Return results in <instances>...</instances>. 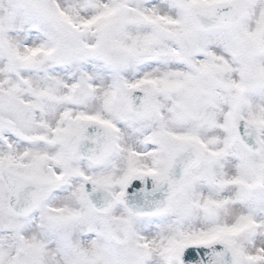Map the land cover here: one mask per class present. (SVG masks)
<instances>
[{
    "label": "snow or ice",
    "instance_id": "1",
    "mask_svg": "<svg viewBox=\"0 0 264 264\" xmlns=\"http://www.w3.org/2000/svg\"><path fill=\"white\" fill-rule=\"evenodd\" d=\"M0 264H264V0H0Z\"/></svg>",
    "mask_w": 264,
    "mask_h": 264
}]
</instances>
